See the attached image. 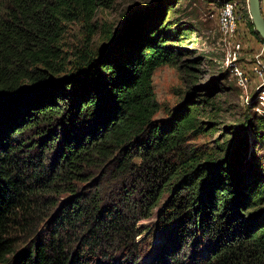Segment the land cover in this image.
Wrapping results in <instances>:
<instances>
[{
    "label": "trees",
    "instance_id": "16d2710c",
    "mask_svg": "<svg viewBox=\"0 0 264 264\" xmlns=\"http://www.w3.org/2000/svg\"><path fill=\"white\" fill-rule=\"evenodd\" d=\"M115 1L0 0V264H264V170L246 146L226 157L189 143L210 131L209 98L154 121L153 73L180 69L182 25L163 20L173 0L88 49ZM71 22L88 39L67 68Z\"/></svg>",
    "mask_w": 264,
    "mask_h": 264
},
{
    "label": "rangeland",
    "instance_id": "374dc122",
    "mask_svg": "<svg viewBox=\"0 0 264 264\" xmlns=\"http://www.w3.org/2000/svg\"><path fill=\"white\" fill-rule=\"evenodd\" d=\"M156 2L157 0H116L111 8L97 11L93 24H96L98 29L87 48L106 50L122 38V29L128 27L132 18L151 9ZM214 2L215 0H173L172 6L167 7L163 20L172 22V28L182 25L181 32L184 31V35L181 42L175 43L180 56V69L165 65L153 73V92L159 106L154 121H166L169 111L178 108L188 97L195 101H198V98H209L208 103L201 101L198 105L203 109L202 120L208 123L210 131L189 137V143L204 150L222 145L223 149L229 152L226 157L237 146H246V155L253 156L262 171L264 115L254 109L258 90L257 81L250 71L254 54L261 49L262 43L248 28L247 19L243 18L241 13L243 0H238L237 31L231 41L239 43L241 51L235 60L227 59L228 49L218 33L217 9ZM245 7L247 10V0ZM103 25L112 31L113 36L109 41L102 39ZM85 31L79 22L64 25L59 49L61 57L66 61L65 67H71L77 53L84 49L88 39ZM233 66L246 75V90L238 87ZM258 119L263 120V127L255 133L252 125ZM262 174L264 175V172ZM64 196L60 194L53 198L60 200ZM151 222L152 220L140 221L138 226L150 232L153 226ZM148 236V233L142 234L137 241Z\"/></svg>",
    "mask_w": 264,
    "mask_h": 264
},
{
    "label": "built area",
    "instance_id": "2783aa9c",
    "mask_svg": "<svg viewBox=\"0 0 264 264\" xmlns=\"http://www.w3.org/2000/svg\"><path fill=\"white\" fill-rule=\"evenodd\" d=\"M246 1V0H245ZM214 4L217 9V29L223 42L228 49L227 59L235 60L241 51L239 43L232 42L237 31L238 22V0H215ZM261 13L264 16V0H260ZM234 75L237 77L238 87L246 90L248 79L236 66H233ZM251 73L257 81L256 106L257 113L264 115V44L261 49L254 54L251 64Z\"/></svg>",
    "mask_w": 264,
    "mask_h": 264
},
{
    "label": "water",
    "instance_id": "95a60500",
    "mask_svg": "<svg viewBox=\"0 0 264 264\" xmlns=\"http://www.w3.org/2000/svg\"><path fill=\"white\" fill-rule=\"evenodd\" d=\"M247 10L254 32L264 42V17L261 13L260 0H247Z\"/></svg>",
    "mask_w": 264,
    "mask_h": 264
}]
</instances>
